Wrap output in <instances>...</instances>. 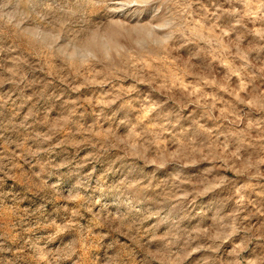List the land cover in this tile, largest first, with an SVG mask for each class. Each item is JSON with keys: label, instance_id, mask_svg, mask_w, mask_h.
I'll use <instances>...</instances> for the list:
<instances>
[{"label": "rangeland", "instance_id": "374dc122", "mask_svg": "<svg viewBox=\"0 0 264 264\" xmlns=\"http://www.w3.org/2000/svg\"><path fill=\"white\" fill-rule=\"evenodd\" d=\"M0 264H264V0H0Z\"/></svg>", "mask_w": 264, "mask_h": 264}]
</instances>
